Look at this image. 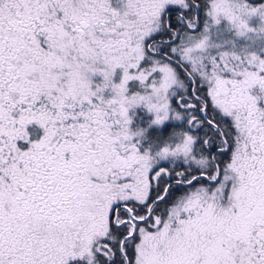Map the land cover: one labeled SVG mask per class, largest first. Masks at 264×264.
<instances>
[{
	"label": "snow or ice",
	"instance_id": "obj_1",
	"mask_svg": "<svg viewBox=\"0 0 264 264\" xmlns=\"http://www.w3.org/2000/svg\"><path fill=\"white\" fill-rule=\"evenodd\" d=\"M0 264H264V0H0Z\"/></svg>",
	"mask_w": 264,
	"mask_h": 264
},
{
	"label": "rangeland",
	"instance_id": "obj_2",
	"mask_svg": "<svg viewBox=\"0 0 264 264\" xmlns=\"http://www.w3.org/2000/svg\"><path fill=\"white\" fill-rule=\"evenodd\" d=\"M129 115L133 121L130 126L133 131L145 130L143 137L140 139V150L142 152L145 150H158L174 131H178L182 127L179 123L171 120L161 126L153 125L151 122L154 116L143 107L130 110Z\"/></svg>",
	"mask_w": 264,
	"mask_h": 264
}]
</instances>
